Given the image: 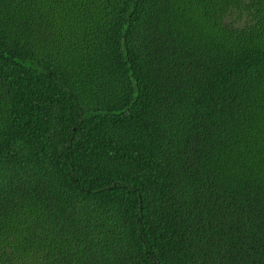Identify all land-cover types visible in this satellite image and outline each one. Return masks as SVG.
<instances>
[{"label": "trees", "instance_id": "obj_1", "mask_svg": "<svg viewBox=\"0 0 264 264\" xmlns=\"http://www.w3.org/2000/svg\"><path fill=\"white\" fill-rule=\"evenodd\" d=\"M0 264H264V0H0Z\"/></svg>", "mask_w": 264, "mask_h": 264}]
</instances>
